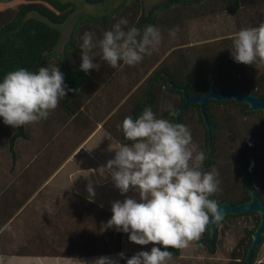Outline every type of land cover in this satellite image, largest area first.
<instances>
[{
    "label": "trees",
    "instance_id": "1",
    "mask_svg": "<svg viewBox=\"0 0 264 264\" xmlns=\"http://www.w3.org/2000/svg\"><path fill=\"white\" fill-rule=\"evenodd\" d=\"M83 1L90 5H102L107 0ZM76 9V3L71 0H0V82L7 73L20 68L36 71L39 67L55 65L64 73L68 87L76 90L60 99L58 107L47 119L41 120L43 133L52 131V134L59 136L60 150L67 149L70 144L60 162L79 146L95 127V125L86 127L88 122L82 115L87 101L92 98L91 94L100 92L99 83L107 78H101L100 73L106 74L116 70L106 62L100 61L98 47L93 49V53L96 54L93 62L100 64L99 69H92L87 74L80 70L79 46L83 33L86 31L94 33V42L98 41L103 37V33L110 30L121 18L128 21L127 26H122L125 30L136 27L142 32L146 25H154L159 28L160 33L167 36L170 29L179 31L182 28L185 36L178 35L175 41L166 45L162 56L154 60L149 58L146 62L147 67L124 89L122 96L113 102L112 108L122 101L119 110L125 112L127 104L131 105L128 114L122 118L123 121L127 116L138 118L143 109L150 106L157 118L188 126L193 142L206 153L203 170L209 171L214 167L219 172L220 191L210 197L217 201V204L226 201L235 205L250 199L243 171L249 176L259 199L264 202L262 111L249 110L246 103L233 99L210 98L205 103V111L211 124L210 134L198 103L187 104L177 117L175 116V111L184 103L182 91L177 86H185L190 96H200L210 89L214 80L215 88L219 91L236 86L241 92L264 98V66L257 68L238 64L230 55L232 39L238 31L257 27L264 22V0H161L148 9L144 0H120L106 13L81 16L73 24L63 50L58 54L55 47L61 36L59 25L63 24ZM216 16L232 20V29L218 36L196 41L187 39L185 29L190 21H204ZM170 105L174 109V114L168 111ZM112 108L108 109L106 114L112 112ZM117 115L113 113L110 121ZM69 119L71 126L66 128ZM102 120L103 118L99 119ZM102 127L118 144L130 143L125 140L118 126H110V123L108 126L104 123ZM84 128L86 132L80 136V131ZM30 134L29 125L13 128L5 125L3 118L0 117V151L4 149L9 153L12 165L15 166L17 163L16 142L19 139L29 140ZM71 139H74L72 145ZM69 196L81 199L87 205L85 207L92 209L86 218L85 215L84 218L77 216L74 226H71V230L76 232V237L78 239L80 237L81 240L82 245L76 248L79 251L64 253L57 245L58 239L56 242L54 240L53 244L48 242L52 235H59L61 227L65 229L69 214L61 207L43 222L40 228L42 237L35 244L28 243L18 250L10 251L4 246L3 234L0 233V254L94 256L120 253L122 232H117L115 228H104L112 212L79 195ZM69 206L72 207L71 203ZM18 207L19 203L15 208ZM85 207L84 210L87 209ZM15 208L14 210H17ZM60 209L63 212H59ZM76 211L82 210L78 206ZM14 212L5 215L0 198V229L13 217ZM241 219H244V223L240 225L241 232L238 237L236 236L229 257L235 264H255L259 249L264 244V236L255 247L252 259L248 263L246 251L252 239L251 234L260 220L259 214L254 211L227 214L215 224L213 239H210L207 226L200 240L194 242L195 247L204 249L208 255H213L219 231L225 232L235 228ZM68 241L70 242V238ZM157 246L164 250L162 246ZM168 250L173 253L172 258L179 256L181 252V249ZM124 254L131 258L136 253ZM118 264H126V260L120 259Z\"/></svg>",
    "mask_w": 264,
    "mask_h": 264
},
{
    "label": "clouds",
    "instance_id": "2",
    "mask_svg": "<svg viewBox=\"0 0 264 264\" xmlns=\"http://www.w3.org/2000/svg\"><path fill=\"white\" fill-rule=\"evenodd\" d=\"M127 25V19L121 18L95 42L94 33L84 32L79 46L80 70L87 74L99 69L100 64L93 62L97 47L100 61L112 69H118L121 62L135 66L151 55L161 42L159 28L146 25L141 32L136 27H122ZM230 55L238 64L264 66V22L238 31ZM73 91L55 65L36 71L20 68L0 82V117L13 128L37 123L47 119L60 99ZM168 111L174 114L171 105ZM118 128L130 143L115 148L114 158L99 174L110 176L122 195L138 192L139 200L126 197L113 202L112 216L104 228L128 234L129 241L137 245H154L150 252L139 251L131 258L123 252L117 254L126 264H167L173 255L169 248H187L190 242L200 240L210 223L222 219L217 201L210 198L220 191L219 172L214 167L203 170L206 153L193 142L188 126L157 118L150 106L136 119L125 117ZM86 191L93 201L96 193L91 182ZM83 264H118V259L100 256Z\"/></svg>",
    "mask_w": 264,
    "mask_h": 264
},
{
    "label": "crops",
    "instance_id": "3",
    "mask_svg": "<svg viewBox=\"0 0 264 264\" xmlns=\"http://www.w3.org/2000/svg\"><path fill=\"white\" fill-rule=\"evenodd\" d=\"M126 68L123 64L118 69L110 71L111 73H100L101 78H107L99 83L100 92L91 94L92 98L87 101L82 115V118L88 122L86 127L90 128L91 125L95 127L79 146L67 154L62 162L60 159L65 155L70 144L67 149L60 150L59 136L52 134V131L43 133L41 121L38 122V130L34 136L30 135L29 140L19 139L16 142L18 157L15 166L11 164L9 153L4 155L5 166H0V198L5 215L12 211L15 212L7 224L0 229V233L3 234L4 246L10 251L18 250L19 247H24L28 243H37L42 237L41 225L61 207H64L62 210L69 214L65 229L61 227L59 235H52L48 238V242L53 244L54 240L56 242L58 239L57 245L64 253L79 251L76 248L82 245L81 240L80 237L79 239L76 237V232L71 230V226H74L77 216L84 218L85 215L86 218L89 210L92 209L85 207L87 205L81 199L69 195L75 194L89 200L86 187L90 182L96 193L91 202L110 212H112L111 204L117 200L122 202L126 197L139 200L138 192L130 190L122 195L114 186L110 176L102 177L99 174L100 168L105 166L108 160L114 158V149L121 146L109 136L102 125L106 123L109 126L110 123V126H119L122 123V118L128 114L131 105L127 104V110L121 112L119 108L123 102L121 101L119 105L112 108L113 102L122 96L124 89L141 73ZM110 108L112 112L106 114ZM113 113L118 115L110 121L109 118ZM100 118L103 120L99 121ZM66 124H68L66 128H70L71 119ZM85 129L80 131V136L86 132ZM71 140H73L72 145L74 139ZM18 203L19 207L15 208ZM70 203L72 207L69 206ZM78 206L82 211H76ZM83 207L87 208V211ZM62 210L60 209L59 212H63ZM223 236L224 232L219 231L216 251L213 255H207L204 249L195 248V241H193L191 242L192 249H181L180 255L172 259L175 262L169 261L167 264H214L213 261L219 260L218 240ZM67 237L70 238V242ZM153 246L151 243L146 246L137 245L129 241L128 234L123 232L121 234V252L123 253L150 252ZM117 254L119 253L94 256L0 254V264H83V261L90 262L100 256L117 258L119 263L120 259ZM229 261L230 264H235L230 257Z\"/></svg>",
    "mask_w": 264,
    "mask_h": 264
},
{
    "label": "rangeland",
    "instance_id": "4",
    "mask_svg": "<svg viewBox=\"0 0 264 264\" xmlns=\"http://www.w3.org/2000/svg\"><path fill=\"white\" fill-rule=\"evenodd\" d=\"M71 1L76 3L77 9L75 12H73L67 18V20L63 24L59 25V29L61 31V36H60V39H59L57 46L55 47V51L58 54H60L62 52L64 43L68 39V36L70 34V31H71L73 24L81 16H84L87 14L100 15V14L106 13L109 10H111L116 4H118V2L120 0H107L102 5H90V4L85 3L83 0H71ZM159 1H161V0H144L146 9L151 4L157 3ZM231 29H232V20H230L229 18H222L220 16H216L214 18H210V19H207L204 21L192 20L189 22L188 27H187V29H185V31L187 32V35H186L187 39H189L191 41H196L199 39H204V38L209 37V36H218L224 32L230 31ZM170 31H173V29H170ZM174 32H175L174 36L170 35V32L168 33L169 35H167V36H165L161 33V42L159 43V45L154 50H152L151 55H145L143 60L141 61V63H138L135 66L125 65V67H127L126 69L132 70V71L137 70L139 72H142L147 67L146 62L149 61V58L154 60L155 58L160 57V55L162 56L163 49L165 48L166 45L175 41V39L177 38L178 35L182 36V34H183L185 36V32L182 31V28H181V30L174 31ZM121 69H123V68H121ZM121 69H119V70H121ZM28 125L30 128V133H31L30 135L34 136L38 130V122L28 124ZM5 154L8 155V152L6 150L2 149L0 151V166L1 167L5 166L4 165L6 162V160L4 158ZM243 223H244V219H241L239 225H237L235 228H232V229L225 231L222 239L218 240L219 242H218L217 253H218V257H219L218 259L219 260L213 261L214 264H230L228 253L236 241V236L238 237V234H240V232H241V230H240L241 226L240 225H242ZM185 249H192L191 242L187 248H184V250ZM257 257H258V260L256 261V264L259 262H261V264H264V244L261 246ZM172 259H174V258L169 259L167 263H169V261H174Z\"/></svg>",
    "mask_w": 264,
    "mask_h": 264
},
{
    "label": "water",
    "instance_id": "5",
    "mask_svg": "<svg viewBox=\"0 0 264 264\" xmlns=\"http://www.w3.org/2000/svg\"><path fill=\"white\" fill-rule=\"evenodd\" d=\"M216 76V73L214 74V77ZM215 81L213 80L210 86V89L203 95L200 96H190L187 94L186 87L185 86H177L178 89L182 91L183 97H184V103L183 105L178 108L175 111V116L177 117V114L184 109L187 104L189 103H198L200 105V110L202 114V118L206 124L208 133L210 134L211 130V124L208 120L206 111H205V103L208 99L213 98L216 100H227V99H233L237 102H244L248 105L249 110H260L262 111L264 115V98L257 96L252 93L247 92H241L238 87H232L230 89L219 91L215 88L214 85ZM173 87L175 85L171 84ZM246 184L250 193V199L238 204H230L229 202H222L218 204L219 209L222 213V218H224L227 214H237L241 212H248V211H254L259 214L260 220L255 228V230L252 232L251 236V242L247 248L246 251V261L250 263L253 252L255 247L260 243L261 237L264 236V202H262L255 190V187L251 183V180L247 173L243 171ZM215 224L216 223H210L208 225L209 231H210V239H213L215 236Z\"/></svg>",
    "mask_w": 264,
    "mask_h": 264
}]
</instances>
